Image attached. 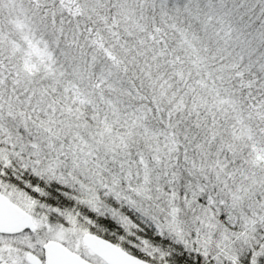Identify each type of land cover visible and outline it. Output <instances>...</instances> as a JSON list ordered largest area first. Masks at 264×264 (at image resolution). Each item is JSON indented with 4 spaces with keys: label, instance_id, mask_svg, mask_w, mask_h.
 Masks as SVG:
<instances>
[{
    "label": "snow or ice",
    "instance_id": "snow-or-ice-1",
    "mask_svg": "<svg viewBox=\"0 0 264 264\" xmlns=\"http://www.w3.org/2000/svg\"><path fill=\"white\" fill-rule=\"evenodd\" d=\"M0 264H264V0H0Z\"/></svg>",
    "mask_w": 264,
    "mask_h": 264
}]
</instances>
